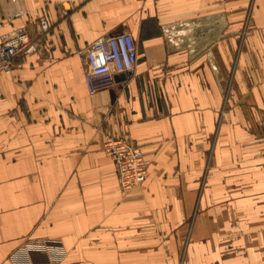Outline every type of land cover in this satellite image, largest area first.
Masks as SVG:
<instances>
[{
	"label": "crops",
	"instance_id": "0c3cea01",
	"mask_svg": "<svg viewBox=\"0 0 264 264\" xmlns=\"http://www.w3.org/2000/svg\"><path fill=\"white\" fill-rule=\"evenodd\" d=\"M19 27L40 50L0 76V264L44 238L62 264H264V0H0ZM122 33L134 72L90 95L77 52ZM110 137L150 161L128 194Z\"/></svg>",
	"mask_w": 264,
	"mask_h": 264
},
{
	"label": "built area",
	"instance_id": "2783aa9c",
	"mask_svg": "<svg viewBox=\"0 0 264 264\" xmlns=\"http://www.w3.org/2000/svg\"><path fill=\"white\" fill-rule=\"evenodd\" d=\"M40 28L46 32L49 26L42 20ZM39 47L26 27L1 36L0 76L12 74L16 57L37 53ZM77 55L84 65V81L90 95L111 88L117 76L131 75L138 64V47L130 33L100 37ZM102 149L116 167L123 192L128 194L146 181L150 161L139 146L123 137H110L103 142ZM66 254L61 241L38 239L24 242L12 251L8 261L10 264H62Z\"/></svg>",
	"mask_w": 264,
	"mask_h": 264
},
{
	"label": "rangeland",
	"instance_id": "374dc122",
	"mask_svg": "<svg viewBox=\"0 0 264 264\" xmlns=\"http://www.w3.org/2000/svg\"><path fill=\"white\" fill-rule=\"evenodd\" d=\"M120 187H121V186H120ZM121 191H122L123 194H127V193L123 192V189H122V188H121ZM44 239H48V238H44ZM51 240H53V239H51ZM56 240L61 241L60 239H56ZM28 241H30V240H28ZM28 241H25V243L28 242ZM61 243H62V241H61ZM22 244H23V243H22ZM22 244H21V245H22ZM62 244H63V243H62ZM64 248H65V246H64ZM65 250H66V249H65Z\"/></svg>",
	"mask_w": 264,
	"mask_h": 264
}]
</instances>
